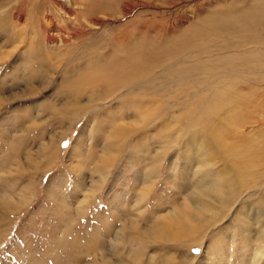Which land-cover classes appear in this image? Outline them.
I'll return each instance as SVG.
<instances>
[{
	"label": "rangeland",
	"instance_id": "obj_1",
	"mask_svg": "<svg viewBox=\"0 0 264 264\" xmlns=\"http://www.w3.org/2000/svg\"><path fill=\"white\" fill-rule=\"evenodd\" d=\"M70 1L72 5L75 4V9L72 8ZM256 1L13 0L7 6L10 9L20 3L17 8L22 13L21 24L25 25H19L16 28L10 25V31L6 29L0 35V74L6 73L3 81L0 75V202L6 203V207H0V264L89 263L91 261L84 253L85 247L88 243L99 246L100 241H96L97 236L94 234L99 231L100 234H104L108 225L115 231L122 230L120 245L117 249L120 250V256L127 259L124 264H143L138 259L144 260L147 264L150 262L149 258L159 261L164 253L170 255L171 260L163 264L172 262L181 264L179 260L182 255L188 253L187 248L181 247V244L164 243L148 235L143 241L144 244L138 245L137 240L129 242V235L133 233L131 229L135 227L137 235L143 234V230H147L154 220L167 211L166 202L178 199L177 197L181 196L180 192L185 187L184 184L191 180L187 176L189 170L182 164L181 159L178 165L175 164L177 160L174 156L178 149L169 148L167 157L165 156L162 161L164 165L160 168L161 175L148 190H145L146 187L143 186L145 178L143 169L149 162L147 159L145 161L149 153L144 150L138 149V152H133L131 157L125 159L121 156L122 158L120 157L111 169L109 177L104 183L102 182L103 185L98 184L100 181L94 185L98 177L92 172V167L101 162L99 156L103 154L102 147L108 144L115 145L118 141V136L112 139H110L112 135L108 136L114 124L125 126L124 128L131 130L132 133L134 131L139 133L135 138L131 136V139H127L124 143L131 151L130 147L136 148L135 146L139 144L146 146L155 142L157 137V139H167L165 134V137H160L153 131L152 135H149L147 132L152 124L149 121L141 123L143 119L136 106L141 99L139 98L140 85H145L147 89L146 97L152 101L149 105L150 111L156 110L154 117L166 121L167 125L178 121L176 124L181 128L190 126L195 123L194 120L198 114L204 116L203 113H209L211 117H214L215 108L225 110L227 108L225 115L233 110L246 120L255 121L251 129L252 135L250 133L247 135L245 143L252 144L253 147L260 145L261 154L264 156V38L260 37L263 40L260 39L259 50L254 52L242 53V49L251 51V47H258V45L250 43L246 47H236L240 41L247 42L254 39L251 32L238 31V27L244 22L243 17L248 15L247 10ZM97 3L101 8L97 15L101 17L102 23L96 28L91 27L86 47L98 48V51H101L102 48L113 44L112 42L108 44L111 35L119 32L132 34L134 43L131 45L142 44L153 51L152 55H154L151 57L149 55L150 58L147 60L148 67L152 68L154 65V70L153 68L150 70L149 80L138 81L132 86L130 93L112 96L113 93L110 91L118 83L103 80L105 78L101 70L90 64V61L85 62L86 65L85 63L78 65L74 59H69L68 65H65V61L62 60L61 63L60 52L48 50L40 51V53L43 57L50 58L52 64L49 68L45 66L33 68L35 73H31L29 62L26 61L27 47L34 36L42 43V35L36 24L39 19L44 14H48L55 24L50 32L55 36H64L62 31L64 25H68L70 29L75 24L64 20L63 13L79 11V5L87 11H94ZM216 20L230 22L232 26H235L234 28L237 26V31H234L231 26L228 28L231 30L230 33L223 28L221 33H212L205 26ZM81 23L84 22L81 21ZM140 34L149 35L144 40L138 37ZM102 35L104 37H101ZM193 35L195 37L192 40L193 48H181L182 42L189 41L190 36ZM105 39L108 41L106 42ZM102 43L106 44V47L101 46ZM97 65L101 68L103 62ZM161 65L163 68L158 73V68L155 67ZM225 66L234 70L224 72L225 75H223L222 72L226 71ZM137 69L132 71L134 76L139 75V67ZM37 71L42 73L39 74L40 77ZM78 73H84V88L96 89L97 94L93 97L94 99L90 98L91 90H86L89 93L87 92L82 103L87 104L91 109L81 117L78 115L68 117L63 126L59 123L61 118L55 112L52 113L50 108L52 105L58 107L61 105L65 98L62 91L68 92L74 89L77 85L76 78L81 75ZM62 74H66L67 78ZM212 74H218L219 79H215ZM34 76L39 78L35 79ZM21 77H29L30 81H33L32 85ZM212 85L225 89V94L213 97ZM98 94L105 96L106 99L103 97L99 99ZM157 103L160 106L158 109ZM211 109L213 111H210ZM120 111L129 114L119 122L116 119ZM202 124L205 125L206 121ZM170 126L169 129L174 128V125ZM66 127H69L68 134L60 144V137L64 134ZM176 131L172 135V141L178 134ZM153 135L155 136L152 137ZM139 139H143L142 142ZM136 140L138 143L133 146ZM43 143H49L51 146L53 156L50 162L41 151ZM125 152H127L126 149ZM144 154L147 156L143 157ZM136 155L142 157L141 161L137 159L138 157H134ZM148 159L150 160V157ZM91 186L95 190H92ZM143 193L144 196H141ZM261 200L264 203V195L261 196ZM78 204L81 209L76 208ZM234 211L232 209L226 212L220 224L212 227L214 228L212 237H207L206 242L191 248L190 253L197 256V259L192 261L187 259V264H199L204 260L206 264H252L254 262L253 247H256L258 242L253 239V227L247 231L249 234L246 232L251 242L249 241L247 248L241 249L238 235L240 227L234 219L236 216ZM244 213L246 214L247 211ZM179 227H174L172 230H178ZM123 234L125 238L122 240ZM169 234L168 231V237ZM112 237L109 239L105 237L106 249L110 247L109 241ZM215 242L217 246H214ZM208 244L211 245L209 249L211 259L204 252ZM133 245L141 252L132 255L130 250L134 249ZM75 247H82L83 250L73 252ZM122 247L127 249L126 252L121 251ZM193 249L198 251L194 252ZM113 257L112 261L115 264L116 256ZM261 259L257 264H264V255Z\"/></svg>",
	"mask_w": 264,
	"mask_h": 264
},
{
	"label": "bare ground",
	"instance_id": "obj_2",
	"mask_svg": "<svg viewBox=\"0 0 264 264\" xmlns=\"http://www.w3.org/2000/svg\"><path fill=\"white\" fill-rule=\"evenodd\" d=\"M12 1L13 0H0V35L6 29H9L10 25H12L15 28L18 27L19 25H23L21 24L22 13L17 8V6L20 5V3H18V5L15 7H10V9L7 8V6L10 5V3H12ZM70 4L71 6H73L72 8L74 9L76 8L75 4L72 5L71 1ZM99 5L100 4L97 3L94 11L93 10L87 11L85 8H82V6L79 5L80 6L79 11L64 12L62 18L64 20H69L73 24H75L71 27L69 26L70 29L68 28V25L66 24L64 25V29H62V31L64 32V36L63 35L55 36L53 35V33L50 32V29L54 27L55 24L52 17H49L48 14H44L42 18L39 19V21L37 19L38 22L36 24L42 35V39H41L42 43H40L39 42L40 40L38 38H35V36L28 43V47H27L28 57L26 58L27 59L26 61L29 62L30 72L35 73V69L42 66L49 68V65L52 64V60L50 58L43 57L42 53H40V51L48 50L49 52L50 51L60 52V54L62 55L61 63L63 60L65 61L64 62L65 65H68L67 62L69 59H74L75 60L74 62H76L78 65H82L85 62L90 61V64H93L95 68L101 70L102 76L105 78L103 80L113 81L116 84L118 83V85H116L113 88V90L110 91V93H113L112 96H115V94L117 96L119 94L124 95V93L125 94L130 93V90L132 91V86L137 84L138 81L141 82L146 81V79H148L149 76H151L150 70L152 68L154 70V65L152 66V68L147 66V60L154 54L152 55L153 51H150L149 49H147L146 46L142 44L141 45L138 44V46L131 45V43H134L132 42L133 41L132 34H129L127 32L126 33L119 32L113 35L110 34L111 38L109 39L110 42L108 44H111V42L113 44L110 45V47L107 46V48H102L101 51H98L99 50L98 48L86 47L85 44L87 41L88 32H90V30L92 29L91 27L96 28L102 23L100 19L101 17L97 15L101 9ZM247 11H248L247 13L248 15L244 17L242 16L245 19L242 18L244 22H242L241 20L243 24L242 23L240 24V27H238V31L249 32V33L251 32L253 34L252 38H254L255 40L252 39L253 41L250 40L247 42L240 41L236 44V47H246L250 43L253 45L254 44L260 45L261 43L260 37L264 38V0H257L256 3L252 4L249 10ZM81 21L84 23H81ZM231 26L232 24L230 22H226L223 20H216V21H212L209 25L205 27L207 29H210L212 33L216 34L219 32L220 33L223 32L222 28L225 30L227 29V31H229L228 33H230L231 30L228 28H231ZM205 27H203V29ZM232 27L234 28L235 26L233 25ZM236 28H234V31H237ZM148 35L149 34H140L138 35V37L145 40V38ZM101 37L104 36L102 35ZM194 38L195 37L193 35L190 36V40H189L190 42L189 41L182 42L183 44H181L182 45L181 48L184 49L193 48L192 40ZM103 39L104 38H102V40ZM107 41L108 40H106V42ZM117 44H119V46H117ZM259 45L258 47L257 46L251 47L252 49L251 51L249 49H242V53L257 51L259 50L258 49ZM101 46L106 47V44L105 45L103 44ZM183 51H187V50H183ZM99 62H103V66L101 65L102 66L101 68H99V66L97 65L99 64ZM161 64L163 65V63ZM84 65H86V63ZM162 65L159 67L157 66L155 67L158 68L157 69L158 73L163 68ZM137 67H139V75L134 76L132 71L138 70ZM225 68L226 71L222 72L223 75H225L224 72L228 73L234 70V68H231L229 66H225ZM71 72H73V70H71ZM37 73L38 75L42 74L38 71ZM5 74H6L5 72L0 74L2 81L5 77ZM78 74L81 75H79L76 78L77 85L74 87L72 91L67 92L66 90L65 91L61 90L63 92V95L65 96L61 105L59 107L56 105H52V107L50 108V111H52V113L55 112L59 116V118H61V121H59V123L63 124V126H64V121L68 117L75 115L81 117L86 113H88V111L91 109V108L89 109V106L87 104L82 103V100L85 99L86 94L88 92L86 90H91L89 96L90 98H93L94 96L96 97L97 94L95 92L96 89L84 88L85 87L84 73L83 74L78 73ZM62 75L63 77L67 78L66 74H62ZM40 76L41 75H39V77ZM212 76L215 79H219L218 74H214V75L212 74ZM39 77L34 76L35 79ZM21 78L26 79L27 83L32 85L33 81H30L31 79L29 77L27 78L21 77ZM214 86L213 85L211 86V88L213 87L212 89L213 97L214 95L223 96L225 94V89L222 90ZM139 90H140L139 98L141 99H140V103H138V105L136 104V106L140 112L141 119H143L141 120L142 121L141 123L143 124L145 121H149V123L152 124L150 125L152 126L151 129L149 128L147 132L149 133V135H152L153 132H156L159 134L160 137L164 136L165 134L167 139L166 140L164 138L157 139L158 138L157 137L155 139V142L152 141L153 143H150L146 146L142 144L136 145L138 143L136 140L133 142L134 144H132L133 146L136 145L135 146L136 148L130 147V149H132L131 151L128 148H126L127 144L124 143L131 136L135 138L139 133L135 131L132 133L131 130L125 129L124 128L125 126L122 127L121 125L114 124V127L110 129V134L108 136L112 135L110 139L118 136L117 138L118 141L114 140L116 141L115 145L108 144L102 147L103 154L99 156L101 157L100 158L101 162L98 164H94V166L92 167V172L97 174L98 177V180L94 182V185L98 181H100V183L98 184L103 185L104 181H106V179L109 177L111 173V169L114 167L116 162L119 161L121 156H123V159H125L126 157H131L133 152L144 150L150 155V156L148 155V158L150 157V160L147 157H145L147 156V154L143 155V157H145V161L146 159L149 161L145 165V167L146 166L147 167L143 169L144 170L143 177L145 178L143 181L144 183L142 182L143 186L146 187L145 190H148L154 184V181H156V179L161 175L160 168L162 167V165H164L162 164V161L164 157L168 155L167 153L169 151V148L178 149L177 154H175L176 156H174V158L177 160L175 161V164L178 165L180 163L179 160L181 159L180 161L182 162V164L185 165L186 166L185 168H188L189 170L187 176L190 177L191 180L189 181V183L184 184L185 187L182 190L183 192L180 190L181 196H178L177 197L178 199H174V200L171 199L170 201L166 202V206L168 207L167 211L161 214V216H159L157 220H154L152 226H150L147 230H143V234L137 235L136 233L137 231L135 227H133L131 229L133 230V233L129 235L130 238L129 242H131L132 240H137L138 245L139 243L144 244L143 241L145 237L148 235L150 236V238L160 239L164 241V243L169 242L173 245H175V243L176 245L177 243L181 244L182 245V246L180 245L181 247L187 248L188 253H186L184 256L182 255V258L179 260V262L181 264H187L188 261L187 259L191 261L193 259H197V256H194L193 254L190 253L191 248L193 246H197V244L206 242L207 237L209 238L211 236V233L213 232L212 229L214 228L212 227H216V225L224 218V216H226V212L234 209L235 210L234 214L236 215L234 219L236 220L238 226L240 227V231L238 235L240 237L239 240L241 241V245H240L241 249L248 247L250 239L249 237H247L246 232L250 230V227H253L252 228V230H254L253 239L257 241L258 244L256 245V247H253L255 257L253 256L254 262L252 264H257L258 261L262 260L261 257L264 255V203L261 200V196L264 195V156L261 154L260 145L253 147L252 144L245 143V140L248 137L247 135L249 133L250 135H252L251 129L254 127L253 122L255 121L246 120V118L241 117L237 113H234L233 110H231L230 113L228 112V114L225 115L227 108L226 110L224 108H215L214 111L212 110L213 109L212 108L210 111H213L214 117H211L209 113L208 114L203 113L204 116H199L198 114L199 112H198L197 117L195 116L196 117V119L194 120L195 123H193L190 126L186 124L187 126H184L185 129L183 128V126L181 128L179 125H177L176 123H178V121L174 122L173 121L174 117L172 116L171 120L173 122L171 124L174 125V128L169 129L168 127H171L170 126L171 124L167 125L166 121H163L161 119H156L157 117L155 118L153 115L154 112H156V110L153 112L150 111L149 105L152 101L150 99H147L146 97L147 89L145 85H140ZM97 96L99 99H102L101 97H103V99L105 98V96L103 95L101 96L98 94ZM239 104H241V102H239ZM156 105H157L156 108L158 109V107L160 106H158V103ZM128 114L129 113L125 111H120L118 115L119 117L116 120L120 122V120L122 121L124 119L123 117L127 116ZM203 121H206L205 125L202 124ZM189 127L190 129H188ZM68 129L69 127H66L64 134L62 135L63 137L62 136L60 137L59 140L60 144L65 139V136L68 134ZM175 131L178 132V134L177 136H175L174 141H172V137H173L172 135L174 134ZM146 136H148V134ZM154 136L155 135H153L152 137ZM168 139H170V141ZM141 140L140 142H142ZM121 141H123V143H121ZM183 146L185 147L183 148ZM124 148L126 149L127 152H125ZM181 148L183 149L179 152ZM41 151L43 153V156L46 157L47 161L50 162L53 156L50 144L43 143L41 147ZM134 157H138L137 159H139V161H141L142 159L140 155L139 156L136 155ZM165 161H167V159ZM168 165L170 167V164ZM174 173L176 174L177 172ZM137 175L138 174H136V176ZM179 180L180 179L178 178V181ZM92 190L95 189L92 188ZM144 193L141 196H144ZM136 205L137 204L135 203V206ZM1 206L6 207V203L1 201L0 207ZM133 207H134V203H133ZM76 208L81 209L80 204H78ZM246 211L247 213L245 214L244 212ZM174 227H179V229L173 231L172 228ZM104 231H105L104 234L103 233L100 234V231L99 233L94 234V236H97L96 241H100L99 246L95 243H94L95 245H93L92 243H88L87 247H85V252H84L85 256L89 257L91 261L86 264H114L112 261L114 260L113 256H116L115 260L117 262L115 264H124L125 260L127 259H125L123 256L121 257L119 254L120 250L117 249L120 245L119 243L122 235L121 233L122 230L118 229L115 231L114 228H111L110 225H108L106 230ZM168 231L170 232L169 237L167 236ZM105 237L108 239L109 237L110 238L112 237V239L109 241L110 247L107 249L104 245L106 241ZM124 238L125 236L123 234L122 240ZM168 238H170V240H166ZM210 246L208 244L207 249L204 252H206L208 257L211 259V255L209 251ZM214 246H217V242L214 243ZM133 247L134 249L131 248L130 250V253H132V255L141 252L140 250H137V248L134 245ZM73 249H74L73 252H80L83 250L82 247H75ZM122 250L126 252L127 249H125V247H122L121 251ZM126 257H130V256L126 255ZM149 259L150 262L147 264H163L170 262L171 256L164 253L161 259H159V261L155 258H153V260L151 258ZM138 260L140 263L146 264L144 260H140V259ZM199 264H206V260H204L203 263L199 262Z\"/></svg>",
	"mask_w": 264,
	"mask_h": 264
},
{
	"label": "snow or ice",
	"instance_id": "obj_3",
	"mask_svg": "<svg viewBox=\"0 0 264 264\" xmlns=\"http://www.w3.org/2000/svg\"><path fill=\"white\" fill-rule=\"evenodd\" d=\"M194 252L198 251V249H193Z\"/></svg>",
	"mask_w": 264,
	"mask_h": 264
}]
</instances>
